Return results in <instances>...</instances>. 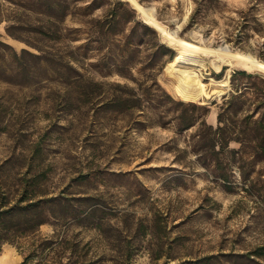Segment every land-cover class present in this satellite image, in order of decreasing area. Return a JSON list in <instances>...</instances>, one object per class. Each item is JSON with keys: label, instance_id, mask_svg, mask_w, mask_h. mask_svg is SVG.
I'll list each match as a JSON object with an SVG mask.
<instances>
[{"label": "rangeland", "instance_id": "1", "mask_svg": "<svg viewBox=\"0 0 264 264\" xmlns=\"http://www.w3.org/2000/svg\"><path fill=\"white\" fill-rule=\"evenodd\" d=\"M120 1L173 51L155 64L156 95L207 108L206 125H217L233 71L264 77L236 62L213 66L224 48L264 65V0ZM47 20L33 0H0V191L11 206L30 181L20 206L45 201L39 214L19 220L26 236L1 246L0 264H264V177L244 184L235 166L226 189L201 165L203 129L175 130L180 111L199 120L202 110L135 106L139 89L150 85L144 77L131 70L134 83L96 70L103 52L82 56V41L51 35ZM63 26L78 27L70 19ZM144 41L145 59L151 48ZM187 44L199 48L187 53ZM180 53L196 60L186 66L208 98L174 95L177 72L166 66ZM33 221L44 224L33 230Z\"/></svg>", "mask_w": 264, "mask_h": 264}, {"label": "trees", "instance_id": "2", "mask_svg": "<svg viewBox=\"0 0 264 264\" xmlns=\"http://www.w3.org/2000/svg\"><path fill=\"white\" fill-rule=\"evenodd\" d=\"M33 3L41 14L47 17L49 26L46 27V31L51 35L63 37L70 43L82 41L76 48L82 52V56H86L93 48L103 52L96 63L92 64L96 70L101 72V70L112 69L117 75L135 83L130 73L135 69L139 76L150 83L148 87L139 89V99L132 101L137 104L135 106L141 107L143 103H146L151 108H161L165 104H170L177 110L191 109L194 113L196 110H202L199 120L194 114L185 116V112L180 111L174 118L175 130L180 132L196 125L203 129V136L199 140L202 145L198 152L205 154L201 165L226 189H229L228 174L235 166L244 184L248 183L251 186L253 182L250 178L254 174L257 177H264V77L245 71H233L230 77L232 90L229 95L222 98L216 116L217 125L208 126L203 120L208 112L207 108L174 101L162 91L156 95V91L160 89L155 79V64L158 61L171 60L173 51L164 44L154 42L155 32L137 21L135 12L126 7L125 3L120 0H33ZM104 5L106 6L104 12L99 17H92L94 12ZM247 16L243 19L242 33L248 25ZM67 19L78 27L65 28L63 24ZM44 28L41 27L39 33L48 36L43 33ZM253 30L259 33L257 29L253 28ZM78 36H84V38L80 39ZM144 37L143 44L151 48L145 59L140 57L141 49L138 43ZM238 43H240L239 40ZM38 51L42 52L40 49ZM51 56V53H47L41 58L47 60ZM67 58L75 61L73 51H69ZM230 143H236L238 148H229ZM258 165H262V168L255 171ZM21 187L22 192L11 206L8 205L6 196L0 191V248L3 244L12 243L13 238L26 236L23 225L26 221L19 220L22 217L26 218L30 213L39 214L41 203L45 202L37 200L26 206H20L29 198L30 181H22ZM42 224L44 223L41 221H33L31 228L34 230ZM30 258L29 254L25 260Z\"/></svg>", "mask_w": 264, "mask_h": 264}, {"label": "bare ground", "instance_id": "3", "mask_svg": "<svg viewBox=\"0 0 264 264\" xmlns=\"http://www.w3.org/2000/svg\"><path fill=\"white\" fill-rule=\"evenodd\" d=\"M143 12H145V11H143ZM162 35L166 39L168 38V39L174 40L173 35L169 34L168 32H163ZM177 40H178L177 41L178 44H180V40L179 39H177ZM174 42H176V41H174ZM171 43L172 42H170V44ZM176 46H178V45H176ZM185 47H186L185 52H187V53L195 52V50H197L199 48V47L192 45V44H187ZM214 53L217 55L216 56L217 61L213 62V66L215 68H218L219 62L221 64L223 63V65H225L224 62H227L228 65L230 63L233 64V62H236L239 64H243L247 67H252V68H256L257 70L264 71V65L259 64L258 62L254 61L252 58H250L249 56L232 55L225 48L224 49H217ZM195 63H196V60L191 58L189 55L184 54V53H180L179 55L175 56L174 59L170 63H168V65L166 66L167 71H174V72L176 71L177 72L176 84L175 85L173 84L174 86L172 88L174 95L177 98L188 101V102L194 101L197 91H199L204 98L209 97L208 93L205 91V89L203 87L201 80L195 78L191 74V71H193L194 69L191 68L190 66L189 67L186 66V65H194ZM173 80H175V79H173ZM221 94H222L221 90H218L216 92L217 96H219Z\"/></svg>", "mask_w": 264, "mask_h": 264}]
</instances>
